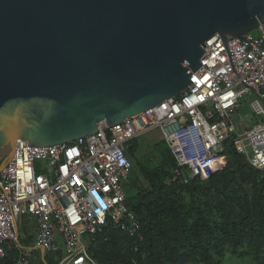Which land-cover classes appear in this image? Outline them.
Segmentation results:
<instances>
[{
  "label": "water",
  "instance_id": "obj_1",
  "mask_svg": "<svg viewBox=\"0 0 264 264\" xmlns=\"http://www.w3.org/2000/svg\"><path fill=\"white\" fill-rule=\"evenodd\" d=\"M264 0H0V173L18 141L69 144L185 92Z\"/></svg>",
  "mask_w": 264,
  "mask_h": 264
},
{
  "label": "built area",
  "instance_id": "obj_2",
  "mask_svg": "<svg viewBox=\"0 0 264 264\" xmlns=\"http://www.w3.org/2000/svg\"><path fill=\"white\" fill-rule=\"evenodd\" d=\"M200 62L185 92L120 125L101 123L89 137L45 148L18 141L0 173V262L14 252L15 264H29L26 218L35 221V246L55 264H98L89 246L108 226L139 253L144 237L124 189L133 169L127 151L151 131L160 130L182 186L221 172L227 147L263 173L264 24L225 44L218 36ZM242 98H252L250 119L237 114Z\"/></svg>",
  "mask_w": 264,
  "mask_h": 264
},
{
  "label": "trees",
  "instance_id": "obj_3",
  "mask_svg": "<svg viewBox=\"0 0 264 264\" xmlns=\"http://www.w3.org/2000/svg\"><path fill=\"white\" fill-rule=\"evenodd\" d=\"M138 148L136 140L128 145L127 156L132 161L133 169L124 189L127 207L140 223L144 241L139 245V253L135 254L130 240L108 226L89 246V253L98 264H179V258L191 254L192 250L201 256L203 263L217 264L209 251L212 249L218 253L225 246H229L233 252L248 248L251 254L261 256L256 264H264V255L259 249L261 238H264V189L260 190L256 205H251L241 188L233 196L225 195L226 190L237 185L242 173L249 167L244 157L227 147L225 153L229 155V163L221 172L208 181H192L190 185L182 186L173 179L172 171L176 165L166 146L160 150V156L163 159L161 165L169 168V173L165 177L162 173L159 176L156 170L146 173L145 180L149 187L145 189L139 188L133 173L134 165H138L135 157ZM232 165L236 166L235 171H232ZM258 173L264 175V172ZM166 180L170 183H166ZM203 184L210 186L206 187L205 198L211 199L213 196L212 200L219 205L222 225L211 223L206 211L195 206L185 207L173 197L180 190L196 201L197 195L204 193ZM108 248L114 255L107 251ZM15 262L16 254L9 252L0 264Z\"/></svg>",
  "mask_w": 264,
  "mask_h": 264
},
{
  "label": "rangeland",
  "instance_id": "obj_4",
  "mask_svg": "<svg viewBox=\"0 0 264 264\" xmlns=\"http://www.w3.org/2000/svg\"><path fill=\"white\" fill-rule=\"evenodd\" d=\"M251 100L252 98H242L239 100V109L237 110V114L240 117L245 119L253 117L249 108V102H251ZM136 141L139 145L135 156L136 161H138V165H134L133 173L137 177L139 188L146 189L149 187V183L145 180L146 173H152L156 170L158 171L159 176L162 173L164 177L167 173H169L170 169L161 165L163 159L160 156V150L165 149L166 144L160 130H154L143 134L139 136ZM228 163L229 155L224 152L222 155V169L225 168ZM249 167L242 173V176L240 175L241 177L239 178L237 185H233L226 190L225 195L233 196L239 191V188H241L243 190V195L247 198L251 205H256L258 194L262 188L264 189V175L255 172L251 167ZM235 168L236 166L232 165V171H235ZM166 183L169 184L170 181L166 180ZM206 185H202L204 193L199 194V196L197 195L196 201L191 200L188 193L180 190H177L173 197L185 207H199L201 210L206 211V215L211 219V223L216 222L218 225H222L223 219L218 212V203L212 200L213 196L210 197L211 199L205 198L206 187H210ZM259 249H261V255H264V238H261ZM107 251H110L112 255H114V252L111 251L110 248H108ZM209 253L217 264H256L261 257L251 254L248 248H240L236 252H233L229 246H225L220 249L218 253L210 249ZM201 259V256L192 250L191 254H185L179 258V264H205ZM114 264L122 263L115 262Z\"/></svg>",
  "mask_w": 264,
  "mask_h": 264
},
{
  "label": "crops",
  "instance_id": "obj_5",
  "mask_svg": "<svg viewBox=\"0 0 264 264\" xmlns=\"http://www.w3.org/2000/svg\"><path fill=\"white\" fill-rule=\"evenodd\" d=\"M24 230L21 234V244L28 250L26 260L29 264H54V258L46 254L43 250L35 246L33 235L35 233V221L33 219H24Z\"/></svg>",
  "mask_w": 264,
  "mask_h": 264
}]
</instances>
